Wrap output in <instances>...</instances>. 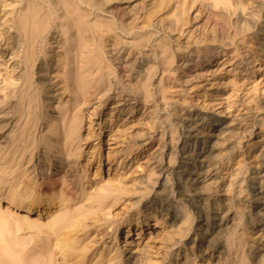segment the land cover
Returning a JSON list of instances; mask_svg holds the SVG:
<instances>
[{
	"label": "rangeland",
	"instance_id": "1",
	"mask_svg": "<svg viewBox=\"0 0 264 264\" xmlns=\"http://www.w3.org/2000/svg\"><path fill=\"white\" fill-rule=\"evenodd\" d=\"M159 1L111 0L103 6L112 12L109 15L119 14L124 19L129 13L138 17L135 32L152 35L149 47L155 53L158 47L154 40L159 38L170 42L175 51L179 46L183 53L175 58L173 72L164 80L165 85L161 84L165 75L157 68L146 98L135 91L139 76L133 74V79L129 80L123 71L129 57L124 54L120 57L121 51L104 55L114 72L108 76L109 85L93 86L80 98L82 140L74 163L58 154V146L54 150L46 148L44 142L52 137L43 139L48 125L62 113L63 106L69 104L68 99H74V93L69 91L68 66L65 65L70 57L67 56V45L63 44L62 31L66 21L59 18L51 21L55 27L45 34L44 42L37 44L38 53L30 78L36 94V108L43 111L35 129L40 145L29 162V157L25 158L23 167L30 177L50 180L54 186L58 185L57 179L61 175L55 163L64 158L71 167L65 168L64 177L74 191L78 192L82 187L94 193L105 186L110 177L115 188L126 192L114 200L115 207L103 216L102 222L94 229L96 231L86 240L93 242L95 255L119 247L120 250L126 248L118 253L119 264H129L132 257L138 259V264H232L235 254L243 251L245 257L242 259L250 264L249 255L262 251L261 244L258 249L253 247L256 245L253 233L259 228L260 220V215L255 212L264 207L263 198L258 199L259 196L255 195L259 185L258 173L264 172V162L255 144L258 131L264 132V0H243V4L237 7L229 4L227 8L221 3L214 5L213 0L206 7H201L198 1H189L185 15L188 23L180 26L175 24L176 13L180 10L179 7L175 11L178 2L160 8L156 6ZM84 5L82 7L89 10ZM4 10L7 19H16L18 8L13 12L10 7ZM95 14L99 12L92 11L86 17V25L94 20ZM146 15H150V21L144 17ZM247 22L250 28L243 31ZM141 27L144 29L140 30ZM116 30L120 32L117 24ZM51 34L56 36L55 39ZM235 34L238 35L235 37ZM212 36L216 37L215 40L209 41ZM227 36L235 38L232 40ZM90 37L94 43L98 42L92 34ZM134 37L132 34L122 35V45L131 46ZM205 46L210 50L205 51ZM198 48L200 55L196 53ZM45 51L47 54L43 56ZM150 53L146 47L138 55L136 69L143 74L151 61L157 62ZM52 54L54 69L49 72L39 69L40 61H48ZM183 60L188 62L186 68L181 67ZM0 61L9 65L11 60ZM87 67L90 70L95 68ZM83 69L85 75L88 70ZM25 71L23 67L19 71L22 75L19 85ZM179 75H182L183 82L173 81L172 77ZM160 85L167 87L164 97ZM8 88L6 97L0 92V158L12 149V139L21 131L23 116H26V106L21 108L19 93L15 95L13 92L16 88ZM38 100L43 101L40 106ZM6 107L12 113H8ZM208 125L214 127L213 131ZM198 131L202 137L196 142L195 150L190 146L183 153V143L194 145L193 135ZM204 143L207 146H203ZM202 147L204 152L196 154ZM115 154H118V160L111 161L107 168V158ZM0 164L1 168L2 159ZM197 173H203L200 182H191ZM229 183L232 184L230 188ZM216 196L219 202L228 201L225 207L232 210V215L236 214V219L231 216L226 219L225 209L211 199ZM69 198H75L74 206L80 204L77 194ZM158 198H163L170 207H167L168 214L164 218H161L162 212L157 211L159 217L152 225L155 218L150 216ZM147 205L151 208L146 209ZM199 205L203 207L201 212ZM1 206L0 233L11 236V242L17 248L21 247L30 235L18 229L17 222H12ZM46 219L41 217L43 222ZM126 219H129L131 230L124 238L120 231H124L122 226ZM213 223L218 225L217 228L209 229ZM152 228L160 233L159 237L148 239ZM240 240L241 247L237 249ZM255 249L256 253L253 252ZM16 259L12 250L0 240L2 264H17L19 260ZM39 261L34 252L30 263ZM255 264H264V257Z\"/></svg>",
	"mask_w": 264,
	"mask_h": 264
},
{
	"label": "bare ground",
	"instance_id": "2",
	"mask_svg": "<svg viewBox=\"0 0 264 264\" xmlns=\"http://www.w3.org/2000/svg\"><path fill=\"white\" fill-rule=\"evenodd\" d=\"M189 1L193 0H160L156 6H161L160 8H163L169 3L178 2L175 11L177 12V8L179 7L180 10L176 13L175 24L180 26L188 23L185 15L187 14ZM196 1L199 2L201 7H206L210 0H194V2ZM109 2H111V0H0V7H3L0 8V59L4 60V63L11 60L9 65H7V63L3 64V61H0V78L2 80V84L0 83V92L6 97V88L13 86L16 88L13 91L14 94L17 95V93H19L21 108L24 105L26 106V116H23L24 122L21 131L12 139V149L4 152L0 158L2 159V167L0 168L2 172V175H0V205L2 204V212H4L8 218H11V220L13 219L12 222H17L18 229L20 228L26 232L25 234L28 233L30 235V238H28L27 241L25 240L21 247L18 246L17 248L15 243L11 242V236L2 233V231L0 233V240L5 243L8 250H12L15 257L19 260L17 264H32L30 263V257L34 252L40 258V261L36 264H119L117 263V256L126 250V248L120 250L119 247H116L113 251L109 248L108 252L95 255L93 253V242L86 241L88 236H90L93 231H96L94 229L102 222L103 216L105 214L107 216V214L110 213V209L115 205L114 200L120 199L122 194H126V192L122 190L119 191V188H115L112 183L113 180H111L110 177H108L105 186L94 193L87 192L83 190L82 187L77 192L72 189L70 186L71 184L64 177L66 176L64 173L65 168L71 169V167H68V163L65 162L64 158L74 163L73 159L80 150V141L82 140V135L80 134L82 116L79 115L81 110L78 107L80 98H83L88 89L93 86L98 88L110 84L108 76L113 74L114 69L110 63L104 60V55L106 54H111L114 51L116 54L121 51L120 57L123 54L129 57L128 62H126L123 67V71L126 73L129 80L131 78L133 79V74L139 76L134 85L135 91L141 93L143 98H146L149 95L151 77L156 73L157 68H159L160 73L165 75L161 80V84L165 85L163 83L165 82L164 80L169 79L171 72H173L175 58L177 56L179 57L183 52H181L179 46L176 47L175 51L170 42L159 38L154 40V45L158 47L155 53V51L149 47L153 41L152 35L147 36L146 34L140 33L141 31L138 33L135 32L138 17H133L129 13L124 19L120 17L119 14L109 15V13L112 14V12L103 8V6L107 5ZM213 2L214 5L221 3L227 8L229 4L230 6L237 7L245 1L213 0ZM82 4H85L84 6H87L89 10L82 7ZM5 7H10L12 12L16 11L18 8L16 19L10 21L11 18L7 19L6 16H4ZM92 11H98L99 14H95L94 20L89 25H86V17L91 14ZM144 17L150 21V15ZM54 18L66 21V27L62 31L64 35L63 44L65 43L67 45V56L70 57L68 61L65 62V65L68 66L67 72L69 75L67 79L70 81L69 91L74 93V99L72 101L71 98L68 99L67 102H69V104L63 106L62 113L52 120L47 127L46 134L43 135V139L52 137L50 141L44 142L46 148L54 150V148L58 146V154L64 156V158H60V160L55 163V168L60 169L61 175L57 179L58 185L53 186L55 183L50 180L47 182L43 179L39 180L35 177H30L25 166L23 167V162L27 157H29V162L35 150L40 145V142L37 141L35 136V129H37L39 115H41L43 111H38L36 108V94L34 92V87L31 86L30 78L31 75H33L35 60L38 53L37 44L40 41H45L44 36L48 33L50 28L54 29L55 24H51V21L56 20ZM116 24L120 32H117ZM246 26L247 27H243V31L250 28L249 22H247ZM144 27H141L140 30L144 29ZM91 34L97 38L98 42L94 43L91 41ZM129 34L135 35V39L131 43V46L125 47L122 45V35ZM224 35H222V37ZM237 35L238 34H235V37ZM51 37L55 39L56 36L51 34ZM235 37L227 36V38L232 40H234ZM215 38V36H212L208 40L214 41ZM146 47L147 50L151 52L150 57L155 56L157 62L151 61L150 66L143 74L136 69V63L139 61V53ZM260 47L261 46H258V49H260ZM198 50L199 48L196 50V53L200 55L201 51ZM204 50L209 51L210 48L205 46ZM46 54L47 51L44 52L43 56H46ZM53 56L52 54L48 61H43L44 59L40 61L41 65L39 69L45 72L53 70L54 64L51 62ZM187 63L183 60L181 67L186 68L188 66ZM88 65L89 67L95 66V68L90 70L87 67ZM2 67L3 69H1ZM22 67L24 70L26 69V74L23 77L22 83L19 85L18 82L22 79V75L19 74V71ZM84 67L88 70L85 75H83ZM89 76L93 77L89 80L87 78ZM172 79L173 81L183 82L182 75L174 76ZM107 81H109V84ZM49 85L51 86L52 84L49 83ZM162 85H160L159 89L162 97H164V92L167 87ZM17 86L19 88H17ZM42 102L43 101L38 103L39 106ZM6 109L8 113H12L8 107H6ZM128 116L131 115L129 114ZM210 126L208 125L209 130L213 131L214 127ZM216 130L220 129L217 128ZM91 133L93 134V131H91ZM102 133L103 135L105 134L104 131H102ZM193 137L194 145L188 144L187 142L183 143V148L181 149L183 153L186 152V149L190 146H193V150H195V144L201 141L202 135L198 131ZM203 142H205V140H203ZM255 142L259 152V154H257L261 156V160L264 162V132L262 130L258 131ZM203 146L207 145L205 144ZM203 152L204 147H202L200 153L196 154H202ZM118 158V154L108 157L107 168H109L111 161L116 162ZM260 164L262 165L261 162ZM201 175H203V173H197L195 179L192 178L193 180L191 182H200ZM258 176L259 185L256 188L257 191L255 195L259 196L258 199H260V197L264 199V172L262 174L258 173ZM80 179L81 178H79V180ZM6 183L8 184L6 185ZM43 184H46V187H43ZM79 184L82 186L83 182L80 180ZM231 185L229 183L228 188H230L229 186ZM226 190L224 192H226ZM72 194H77V199H79L80 203L77 206L73 205L75 198H69ZM117 195L119 197H116ZM211 199L225 209L227 220L230 219V216L232 217L231 219H236V214L232 215V210H230L229 207H225L228 201H221V203L217 200V196ZM263 199L261 201H264ZM154 205L156 206H152V215L150 216L155 218L154 224L152 225L156 224L155 222L159 217L157 211L162 212L161 218H164L168 214L167 207H170V204L166 203L163 198H158L156 202H154ZM201 205H199L198 208L200 212L203 211V205ZM150 208V205L146 206V209ZM203 214L204 213H202V215ZM255 214H258V216L260 215V220H258L259 228L253 233L254 236L256 235L253 237L254 241H256V245L253 247L258 249L261 244L262 246H260V249L263 251L264 207H262V210L256 211ZM44 216L47 218L46 222L41 220V217ZM205 217L206 215L204 214L203 218ZM135 224L138 225L139 222L136 220ZM214 224L215 223L211 225L208 224V228H217L216 226L218 225ZM8 227V231L11 232V227ZM123 229L124 231L120 232L124 233V238H126L129 235L128 231L131 230L129 219L125 220L124 226H122V230ZM159 234L157 230L152 228V230L149 231L148 239L152 237L155 238ZM241 240L238 242L237 249L241 247ZM256 249L253 252L256 253ZM262 251L257 252L256 255L254 253L253 255H249V258H251L250 264L263 261L264 255ZM244 257L245 253L243 251L239 254H235L232 264H246L242 259ZM129 262V264L139 263L138 259L135 260L133 257L129 259ZM0 264H2V260H0Z\"/></svg>",
	"mask_w": 264,
	"mask_h": 264
}]
</instances>
